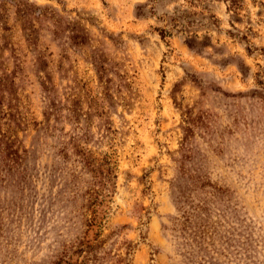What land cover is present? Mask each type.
<instances>
[{"label": "rangeland", "instance_id": "1", "mask_svg": "<svg viewBox=\"0 0 264 264\" xmlns=\"http://www.w3.org/2000/svg\"><path fill=\"white\" fill-rule=\"evenodd\" d=\"M0 264H264V0H0Z\"/></svg>", "mask_w": 264, "mask_h": 264}, {"label": "trees", "instance_id": "2", "mask_svg": "<svg viewBox=\"0 0 264 264\" xmlns=\"http://www.w3.org/2000/svg\"><path fill=\"white\" fill-rule=\"evenodd\" d=\"M160 33H161V34H160L161 38H164V35H163L162 31H161Z\"/></svg>", "mask_w": 264, "mask_h": 264}]
</instances>
